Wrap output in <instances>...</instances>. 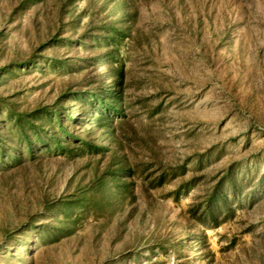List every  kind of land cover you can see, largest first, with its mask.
I'll return each instance as SVG.
<instances>
[{
    "label": "rangeland",
    "instance_id": "1",
    "mask_svg": "<svg viewBox=\"0 0 264 264\" xmlns=\"http://www.w3.org/2000/svg\"><path fill=\"white\" fill-rule=\"evenodd\" d=\"M112 68L123 113L103 135L76 94L116 88ZM57 103L106 149L18 158L6 110ZM1 138L0 264H264V0H0ZM113 154L128 163L116 197L50 209Z\"/></svg>",
    "mask_w": 264,
    "mask_h": 264
},
{
    "label": "trees",
    "instance_id": "2",
    "mask_svg": "<svg viewBox=\"0 0 264 264\" xmlns=\"http://www.w3.org/2000/svg\"><path fill=\"white\" fill-rule=\"evenodd\" d=\"M121 31L123 32V30ZM117 32L122 33L118 29ZM123 33V35H127L126 32ZM102 39H104L102 42L104 43V48L107 51L106 57L113 56L114 50L112 49V45H114V42L118 41V34H114L112 31H109L106 35H102ZM49 47L51 46H41L39 51L42 52ZM101 59H99L97 63H99ZM110 71L112 73L111 82L114 83L116 88L112 90L109 89V85L107 83L106 85L108 86L102 87L100 91H80L76 94L77 97H83V102H86L82 107H85L88 104L96 107L94 108V115L90 120V124L94 122L96 128H101L103 130V135H109L113 133L115 128V116L120 112V114L123 113L122 90L120 85L122 83L124 71L122 68H112ZM58 106H61L60 103H57L55 106L53 105L51 107L42 108L40 111L31 114L20 113L15 115L14 112H11L13 111L12 109L6 110L10 119L15 121L12 122V125L15 124L16 127L20 129V133L17 136L18 139H22L25 143L23 149L17 148L19 151V154H17L18 158L21 156V150L29 152L31 155H33V153L40 147H42L44 150L62 153L68 149V145L72 141H80V143L83 144L88 149V151H99V149H106V146H100L97 143H90L77 137V132L73 128L76 127L75 124L79 119L76 118V116H71L66 109H56ZM29 117H31V120H29ZM69 117H71V121L69 120ZM27 129H30V131ZM1 141L2 138L0 139V149L2 147ZM78 149L79 151H83L82 147H79ZM76 153L78 155L80 154V152ZM3 157L4 152H2L0 155L1 159H3ZM113 159L115 161V163L112 164L113 166L110 164L106 171L96 177L87 188L82 189L78 194H71L62 200V202L60 201L58 204L50 206V209L55 206H59L62 212L64 210L65 219H69L68 215H70V211H76L77 208H80V206L83 205L87 199L90 202L96 193H102L105 196L106 190H109L111 191L110 193L116 197L120 191V187H123L122 185H124L121 182V179L119 180V178L123 174V171L126 170L128 163L126 159L119 160L116 154H113ZM111 182L114 183L111 185ZM214 197H216L215 194L210 196V198ZM58 229V232L61 234L66 233V231H70L67 230L66 226L63 225H61V227ZM51 232H54L53 228L51 229Z\"/></svg>",
    "mask_w": 264,
    "mask_h": 264
}]
</instances>
